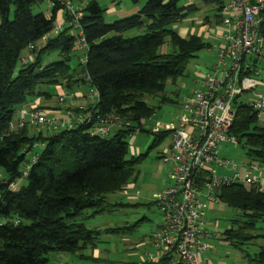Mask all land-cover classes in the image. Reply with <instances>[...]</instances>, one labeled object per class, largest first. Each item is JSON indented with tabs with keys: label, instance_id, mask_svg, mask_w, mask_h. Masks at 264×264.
<instances>
[{
	"label": "trees",
	"instance_id": "16d2710c",
	"mask_svg": "<svg viewBox=\"0 0 264 264\" xmlns=\"http://www.w3.org/2000/svg\"><path fill=\"white\" fill-rule=\"evenodd\" d=\"M39 1L0 0V167L5 172L0 181V218L5 219L0 222V264H48L50 253L75 254L95 249L99 231L86 228L82 220L107 210V195L123 191L127 183L133 182L142 156L164 137L170 138L168 130H151L152 140L145 154L128 156L127 138L137 131L147 132L143 123L154 113V107L143 98L162 92L168 79L174 81L183 75L188 61L198 51L210 48L201 35L182 37L171 27L196 9L193 3L180 6V0H147L137 12L107 23L106 9L96 0H89L83 7L77 6L87 43L86 60L71 67L75 49L70 27L65 24L53 33L56 13L63 11L68 21V8L52 0L49 16L34 14L32 7ZM200 1L215 6L217 13L212 18L219 24L221 0ZM69 3L73 4L71 0ZM205 20L211 23L209 16ZM142 28V34L123 35ZM261 30L264 32V23ZM166 42L171 50L160 53L158 49ZM54 53L59 58L49 60ZM28 56L31 59L21 61ZM254 66L264 70L261 63ZM84 72L88 80L80 76ZM40 85L60 86L67 91L85 85L97 96L82 104V109H73L84 117L75 128L32 131L25 124L8 131L17 108L36 98H51L39 90ZM87 91L78 90L82 95ZM241 97L233 100L235 115L228 135L245 149V170L251 165L264 169V126L258 124L255 111ZM76 99L89 100L84 96ZM160 102L176 100L163 95ZM56 107L69 108V99ZM109 114L128 119V127L115 129L110 137L92 134L97 117ZM34 144L41 148L22 176L23 162L29 161L26 156ZM159 155L161 160V152ZM13 182L16 185L10 188ZM214 195L216 202L238 212V217L223 230V239L238 249L259 240L249 261L264 264V226H257L264 224V191L234 182L220 186Z\"/></svg>",
	"mask_w": 264,
	"mask_h": 264
},
{
	"label": "built area",
	"instance_id": "2783aa9c",
	"mask_svg": "<svg viewBox=\"0 0 264 264\" xmlns=\"http://www.w3.org/2000/svg\"><path fill=\"white\" fill-rule=\"evenodd\" d=\"M48 1L51 3L52 0ZM56 1L67 6L69 20L58 21L53 33L67 24L74 37V49L81 53L79 63H84L87 43L79 25L81 13L69 0ZM219 13L220 23L207 32L214 40L210 48L215 53L216 62L206 71H197L195 81L198 87L183 96L176 123H156L151 129L153 132L160 129L170 132L168 144L161 149V161L170 165L171 180L170 185L156 193L154 198L163 219L149 234L154 254H147L146 261L152 264H208L202 255L211 248L209 239L216 236L203 224L207 204L216 202L215 190L223 185L243 182L264 191V177L259 166L251 165L240 175L237 164L219 156L222 143H236L228 135L235 115L232 104L236 96L250 92L248 105L259 120L264 119V83L259 79L261 69L254 66V63L264 66V32L261 30L264 0H221ZM32 47L29 45L30 49ZM27 59L31 57L21 61ZM80 76L89 79L85 72ZM82 96L92 100L97 93L92 88L83 95L60 88L56 96L57 106L69 99V108H41L34 100L16 109L7 129L15 131L25 124L36 131L75 128L84 121L82 113L73 110L83 108V105L74 103L76 97ZM128 125V119L120 115L98 116L91 133L105 136ZM35 157L36 153L31 154L29 161L23 162L22 176L26 175ZM218 168L228 169L231 173L218 174ZM15 185L13 182L9 187Z\"/></svg>",
	"mask_w": 264,
	"mask_h": 264
},
{
	"label": "rangeland",
	"instance_id": "374dc122",
	"mask_svg": "<svg viewBox=\"0 0 264 264\" xmlns=\"http://www.w3.org/2000/svg\"><path fill=\"white\" fill-rule=\"evenodd\" d=\"M147 0H100V6L104 7V20L107 23L123 18L128 15L115 17L116 14L112 12L114 7L116 11L127 9L131 6L137 5L141 7ZM47 0H40L32 7V13H43L49 16L50 7L47 5ZM193 3L196 9L190 11L184 19L171 25L172 28L178 32L183 26H187L189 30H205L209 23L205 20V16L212 17L217 13L214 5H209L200 0H180V6H186ZM13 17V8L10 9L9 18ZM197 21V22H196ZM217 24V23H216ZM204 26L203 28H199ZM192 27V28H191ZM205 28V29H204ZM144 29H132L125 31L123 35L135 36L142 34ZM204 32V31H203ZM188 35L182 36L186 37ZM205 40V37H203ZM210 45L214 40L212 37L206 39ZM205 40V41H206ZM171 47L168 42L164 43L158 51L160 53L168 52ZM25 52H22L23 56ZM81 53L76 50L72 52L70 60L71 67H75L79 63ZM59 56L54 53L51 59H58ZM216 62L215 53L211 48H206L198 51L193 58H191L185 68L183 75L177 77L174 81L168 79L165 83L162 92L154 96H145L143 100L150 106L154 107V113L144 121L143 128L147 130L141 132H134L133 137L129 136L128 141V156L145 154L151 140L150 133L152 127L159 123L160 125L168 123H176V118L181 110V101L185 94L190 89L197 88L198 84L197 71H206ZM19 65V62H18ZM259 79L264 83V70L261 69ZM75 88V87H74ZM85 92L89 89L87 86L80 87ZM39 90L47 92L51 95V100L48 102L49 107L55 108L57 105L55 87L52 85H40ZM75 91V89H74ZM78 92V91H77ZM166 96L176 100L173 103H161L160 97ZM251 93L243 95L241 99L248 101ZM29 100V98L27 99ZM258 124L264 126V119L259 120ZM32 131H36L32 129ZM112 130L107 137L112 136ZM43 134H46L43 132ZM169 136L164 139L154 148L150 149L146 155H143L140 163L137 165L138 175L133 182L127 183L123 191H118L107 195V202L109 207L107 210L93 216L85 217L82 221L86 228L98 230L96 235L97 243L95 245V253L91 248L84 249L75 254L68 253H50L48 255V264H140L146 261L147 254H154V249L149 243V234L162 222V214L154 203L155 194L165 189L170 185L169 178L170 165L163 163L159 158V152L164 145L168 144ZM132 147V150H131ZM41 146L38 144L27 154L29 157L31 153H36ZM219 155L225 157L230 162L238 165V171L243 173L247 157L245 149L239 143L233 144L224 142L219 148ZM218 174L229 175L231 172L226 169H217ZM5 178V172L0 167V181ZM21 181L20 183H22ZM165 185V186H163ZM137 191L138 194L135 192ZM114 204H117L114 206ZM90 211H86L89 213ZM238 217V212L231 207L217 201L207 204V210L204 216L203 227L216 238H210L209 242L211 248L204 252L202 258L204 261L208 260V264H252L249 257H253L255 252L254 246L259 244L257 240L253 245H242L241 249L236 248L222 237V232L231 225V220ZM4 218H0V222H4ZM213 224H216L214 226ZM257 226L263 227L264 224L258 223ZM121 228L115 232L105 231L110 228ZM96 257H95V255ZM83 257H82V256ZM247 255V256H246ZM95 258V259H93Z\"/></svg>",
	"mask_w": 264,
	"mask_h": 264
},
{
	"label": "crops",
	"instance_id": "0c3cea01",
	"mask_svg": "<svg viewBox=\"0 0 264 264\" xmlns=\"http://www.w3.org/2000/svg\"><path fill=\"white\" fill-rule=\"evenodd\" d=\"M72 1V3L73 4H75L76 6H80V7H83L89 0H71ZM98 3H99V1L100 0H96ZM111 3H113V0H109ZM47 5H48V7H50L51 8V3L47 0ZM138 9H139V6H137V5H134V6H131V7H129V8H127V9H123V10H120V11H116V9L113 7L112 8V12L114 13V15L116 14V16L115 17H120V16H123V15H128V13H135V12H137L138 11ZM63 19H64V12L63 11H61V10H59L57 13H56V21L58 22V21H63ZM213 19V18H212ZM197 22V21H196ZM216 24H215V22H212V24L211 23H209V26H206L207 28L205 29V30H203V29H201V28H203L204 26H201V27H199L201 30H195L194 28L192 29V30H189V28H187V26H183L182 28H181V31H179L178 33L181 35V36H185V35H189V34H192V33H196V34H198V35H201L202 37H205V40L208 38L209 39V37H211L212 35L211 34H207V32L208 31H211L212 29H213V27L215 26ZM192 28V27H191ZM204 31V32H203ZM207 41V40H206ZM59 89H60V86H55V91H56V94L58 93V91H59ZM262 89H264V88H262ZM82 91L81 89H77V90H75V91ZM35 101H38L39 102V104L40 105H44V106H47V105H49L48 104V102H50V100L51 99H42V98H36V99H34ZM34 100H32L31 102H33ZM75 102V104H80V105H82V104H84V103H86V102H91V100L89 101V100H83V99H76V100H74ZM167 145V144H166ZM164 147V146H163ZM262 173H263V175H264V169H262ZM163 186H165V185H163ZM138 194V193H137ZM95 249H94V253H95ZM95 255V254H94ZM95 257H96V255H95ZM208 260H206V262H207Z\"/></svg>",
	"mask_w": 264,
	"mask_h": 264
}]
</instances>
